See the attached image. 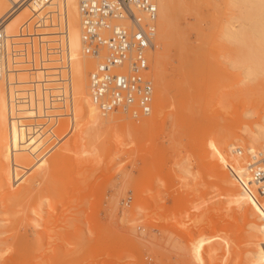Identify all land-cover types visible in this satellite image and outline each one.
<instances>
[{"label": "rangeland", "instance_id": "1", "mask_svg": "<svg viewBox=\"0 0 264 264\" xmlns=\"http://www.w3.org/2000/svg\"><path fill=\"white\" fill-rule=\"evenodd\" d=\"M230 2L170 0L160 63L148 60L153 121L109 112L90 130L64 110L30 177L0 166V264L257 263L264 197L246 195L234 148L245 157L264 124V73L226 61L222 27L244 23Z\"/></svg>", "mask_w": 264, "mask_h": 264}, {"label": "built area", "instance_id": "2", "mask_svg": "<svg viewBox=\"0 0 264 264\" xmlns=\"http://www.w3.org/2000/svg\"><path fill=\"white\" fill-rule=\"evenodd\" d=\"M7 11L0 16V81L9 89L16 85L21 72L46 73L47 64L64 54L54 49L44 35L43 27L62 25L66 30L65 0H5ZM30 4L46 8L45 23L30 15L22 20L13 35H8V19ZM44 6V7H43ZM82 39L86 49L97 59L87 76L90 101L103 114L122 112L131 117L149 115L152 110L154 85L148 56L153 49L157 6L153 0H77ZM55 58V59H54ZM40 103V107L37 105ZM51 104L63 110L69 106L63 91L52 93L50 88L31 87L25 94L18 90L8 93L11 120L21 106L30 107L31 128L48 124ZM58 117V116H55ZM59 119V117H58ZM56 119V121H58ZM54 120V119H53ZM73 124H67L71 133ZM56 137V136H55ZM240 153L239 147L234 148ZM244 170L264 197V148L246 151Z\"/></svg>", "mask_w": 264, "mask_h": 264}, {"label": "bare ground", "instance_id": "3", "mask_svg": "<svg viewBox=\"0 0 264 264\" xmlns=\"http://www.w3.org/2000/svg\"><path fill=\"white\" fill-rule=\"evenodd\" d=\"M153 1L157 6L156 32L169 24L171 16L170 0ZM230 1L233 6H241L243 15L241 14V18L239 19L243 20L244 23L234 25L231 20H228L222 27V40L233 46L232 54L230 55L232 57L226 61L232 67H243L246 78L264 73V0ZM8 7L7 1L0 0V16L7 11ZM39 7L30 4V12L24 7L12 15L5 25L6 33L13 35L16 32L18 24L29 15L31 21L38 18L42 20V23H45L44 17L47 9ZM65 7V32L62 31V25L43 27L38 30V33L48 34L44 35V39L49 41V45L52 48H58L64 55L59 60L49 62L46 73L39 71L34 73H19L16 78V85L9 89L0 81V166L5 171V176L10 182L25 180L26 175L29 173L33 174L31 173L32 168L37 170L44 163L46 159L44 157L46 150L44 151V149H46L47 143L50 142L49 139L52 131L61 127V124L56 119L64 113V110H67L65 113L66 117L83 118L85 128L90 130L98 127L99 125H96L101 122V117L106 115L101 113L90 101L88 89L85 90L84 80L87 78L88 71L92 67L91 61L86 58L95 57L83 44L77 0H65ZM155 36L154 33V37L152 38L154 47L148 56V60L150 61L151 58H154L155 63H160L158 55L160 56L161 54H159L160 52L156 48H158L159 41H164V38L159 34L156 38ZM162 43L165 44L164 42ZM165 49L166 47H164ZM248 53L250 54V58L247 56ZM32 86L36 87V89L50 88L52 93L63 91L69 100V106L66 104L63 110L58 109L59 105L51 104L52 110L50 116L54 117H51L48 124L40 125L36 130L30 126L32 125L30 117L33 116L30 107L21 106L14 120H11L8 107V93L16 89L20 94H25ZM159 96H163L162 90H158V98ZM37 107H40V103ZM157 110L156 108L153 110L151 116L145 120V123H150L155 119ZM85 134L87 133L85 132ZM251 134L252 137L248 150L253 151L256 148H264V124L257 126ZM83 153L89 156L90 151L87 150ZM94 153L96 152L94 151ZM242 161H244V153L240 151V154L235 159L238 168H241L240 164H243ZM255 193L254 187L247 184L246 195L253 203L260 204V200ZM259 232L262 243L259 245L257 252L258 261L256 260L257 263H255L264 264V228H260Z\"/></svg>", "mask_w": 264, "mask_h": 264}]
</instances>
